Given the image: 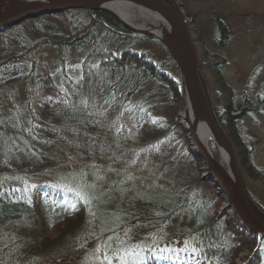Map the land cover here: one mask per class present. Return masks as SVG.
Returning <instances> with one entry per match:
<instances>
[{
  "label": "trees",
  "instance_id": "16d2710c",
  "mask_svg": "<svg viewBox=\"0 0 264 264\" xmlns=\"http://www.w3.org/2000/svg\"><path fill=\"white\" fill-rule=\"evenodd\" d=\"M184 9L189 15L185 5ZM31 20L32 33L23 26L28 20L0 28V232H5L0 259L10 264H37L45 250L72 236L83 239V244L85 239L95 242L105 232L107 242H117L127 236L125 230L146 221L171 228L169 239L153 235L137 239L124 252L130 257L127 264H235L238 258L244 264H264V236L247 227L236 213L229 214L231 206L221 208L223 199L217 188L200 174L201 169H209L190 149L179 123L178 112L186 106L185 88L164 43L153 35L132 31L103 10L72 8ZM225 27L215 17L218 44L227 40ZM42 44L57 50V68H47L39 80L57 87L68 99L37 100L31 95L11 106L3 90L6 81L34 76L31 72ZM174 69L178 77L173 76ZM215 73L220 87L231 91L220 72ZM260 103L261 98L251 100L244 94L246 109ZM163 106L175 110L169 124L157 112ZM215 108L236 147L245 177H261L262 169L252 161L251 148L236 128L231 112L236 107L229 101L225 108ZM124 114L138 123L143 151L139 153L164 163L161 182L153 183L147 194H135L131 186L117 189L118 183L110 184L100 176L107 193H117L104 198L105 192L99 191L86 199V205L77 206L59 201L60 189L44 184L35 187L38 197L29 196V182L18 175L29 181L45 163L64 167L77 154L91 155L89 140L94 146L99 133L116 136L109 126ZM9 135L13 142L6 143L3 140ZM128 152L123 149L109 156L106 167L122 162L126 169L137 153ZM112 256L114 263L124 257L119 252Z\"/></svg>",
  "mask_w": 264,
  "mask_h": 264
},
{
  "label": "rangeland",
  "instance_id": "374dc122",
  "mask_svg": "<svg viewBox=\"0 0 264 264\" xmlns=\"http://www.w3.org/2000/svg\"><path fill=\"white\" fill-rule=\"evenodd\" d=\"M181 1L184 2L189 12L194 34L198 40L204 65L203 72L209 84L213 103L217 108L223 109L231 101L236 107L231 110L232 115L235 116L236 128L242 141L251 148L252 161L259 169H262L261 177L246 175V182L256 199L264 205V0ZM215 17H219L226 26L227 40L221 44H218L214 35ZM136 20L139 21L137 18ZM24 25L32 33L30 30L33 28L32 20L29 19L26 24L23 23ZM38 50L36 68L34 67L35 69L33 68L31 72L34 74L32 78L19 82L13 80L11 83L8 82L10 79L6 81L8 86L3 90H5L4 94H6V99H9L11 106L17 105L31 95L36 96L37 100L49 97L58 101L68 99V96H63L56 91L57 87L47 86L39 80L46 75L47 68L51 67L54 70L57 68V50L48 44H42ZM75 57L73 60L71 59V63L75 62ZM217 70L232 86L231 91H224L220 87L216 79L215 72ZM257 70L258 73H256ZM27 71H31L29 65ZM172 73L175 77L179 75L176 69ZM253 74L255 76L252 77ZM250 81H252L251 85ZM245 93L251 100L261 98L260 106H252V110L246 109L247 105L242 104ZM182 111L178 112L179 123L187 135L181 122ZM157 112L163 115L161 118L165 119V124H169L175 119V110L171 106L158 108ZM104 122L107 123L106 119ZM108 130H113V134L116 136L111 138L107 133H99L95 138L94 146L91 145V139L89 140L87 147L94 154H77V159H71L69 164L64 167L49 166L48 163H45L32 174L29 181L28 178L18 175V178L24 180L25 183L29 182V186H27L29 196L32 199L38 197L39 193L35 192V187L44 184L51 189L59 188L60 194L56 198L64 204L77 206L83 203L86 205V199L98 195L99 191L105 192L104 198L117 193L116 191L111 194L107 193L108 186L99 183L100 176L103 179L106 178L105 181L110 184L113 181L118 183L117 189L124 186L130 188L129 186H131L135 194H147L153 183L162 181L164 163L160 162L158 157H143L140 154L143 151L140 146L136 119L129 114H124L111 124ZM3 141L10 143L13 142V138L9 135ZM215 144L212 137L210 146L216 154L215 156L220 157L221 152L218 151L220 149L217 150ZM55 149L57 157L60 158V147L56 145ZM123 149H127L128 153L133 154L137 151L133 160L129 162L131 164L127 165L126 169H122V162L113 164V167H106L105 163L107 159L109 160L108 157ZM99 154L101 155L99 156ZM93 158L96 161H93ZM114 168L115 170H113ZM200 174L204 179H209V173L205 169H201ZM10 176L16 177L17 175L10 174ZM205 176L207 177L205 178ZM221 208H225V205L222 204ZM228 213L232 214L233 212L230 209ZM170 230L171 228L159 227L144 221L142 224L125 230L127 236L120 238L117 242H107L108 234L105 232L100 234L95 242L85 239L83 244H81L83 239L80 241V238L72 236L66 242L45 250L37 264H127L130 257L128 258L124 252L134 245L137 239L140 241L150 235L162 239V237L169 236ZM4 233L0 232V245L5 243ZM167 238L169 239V237ZM114 252H119L124 257L114 263L112 258ZM243 262V259L238 258L235 264H243ZM0 264L10 263L0 259Z\"/></svg>",
  "mask_w": 264,
  "mask_h": 264
},
{
  "label": "water",
  "instance_id": "95a60500",
  "mask_svg": "<svg viewBox=\"0 0 264 264\" xmlns=\"http://www.w3.org/2000/svg\"><path fill=\"white\" fill-rule=\"evenodd\" d=\"M114 1L118 0H0V28L11 27L45 14L83 8L106 11L132 31L158 37L169 49L182 72L187 100L184 111L191 105L195 115L193 120L188 116H181V122L194 153L208 167V178L214 182L232 210L247 227L264 236V208L251 196L236 147L216 113L208 82L202 71L201 54L192 29V21L184 11L182 3L180 0H126L158 13L173 32L174 36L170 37L160 36L150 29L127 23L106 6ZM201 116L206 118L212 128L215 135L213 139L219 149L221 143L226 150L230 172L223 166L219 157L210 153L198 140L196 130Z\"/></svg>",
  "mask_w": 264,
  "mask_h": 264
},
{
  "label": "bare ground",
  "instance_id": "6f19581e",
  "mask_svg": "<svg viewBox=\"0 0 264 264\" xmlns=\"http://www.w3.org/2000/svg\"><path fill=\"white\" fill-rule=\"evenodd\" d=\"M106 6L131 25H134L139 28L150 29L155 34L160 36H174L170 26L165 23L161 16H159L158 13L145 6L126 0L114 1L107 4ZM136 18L139 19V21H137ZM194 115L195 114L191 105L186 109V111H182V116H188L190 120L194 119ZM196 133L198 140L201 141L208 148L210 153L216 155L210 146V139L215 135L204 116H201L199 119V124L197 126ZM215 145L216 149L218 150L219 146L217 145V143ZM190 149L194 152V149L192 147H190ZM218 151L221 152L219 160L222 162L223 166L230 172L228 167V155L221 143L220 150ZM210 181L213 182L212 180ZM216 193L219 194L220 198L223 199V205H225V207L230 206V204L226 202L223 194L219 192L218 189L216 190Z\"/></svg>",
  "mask_w": 264,
  "mask_h": 264
},
{
  "label": "snow or ice",
  "instance_id": "6c2138e0",
  "mask_svg": "<svg viewBox=\"0 0 264 264\" xmlns=\"http://www.w3.org/2000/svg\"><path fill=\"white\" fill-rule=\"evenodd\" d=\"M129 179H131V177H129Z\"/></svg>",
  "mask_w": 264,
  "mask_h": 264
}]
</instances>
